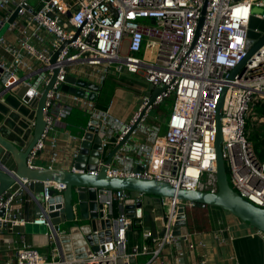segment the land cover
Wrapping results in <instances>:
<instances>
[{"label": "built area", "instance_id": "2783aa9c", "mask_svg": "<svg viewBox=\"0 0 264 264\" xmlns=\"http://www.w3.org/2000/svg\"><path fill=\"white\" fill-rule=\"evenodd\" d=\"M254 7L264 8V0H0V69L18 79L17 86L24 84L32 96H40L53 66L58 67L46 93L45 125L26 156V164L38 167L39 152L49 146V159L43 167H56L59 158L56 126L74 107L90 113L85 129L92 124L99 86L94 89L81 86L84 90L81 95L62 88L69 65L77 62L96 66L99 81L110 71L125 72L140 75L146 83L163 88L150 104L149 95L143 93L127 121L113 116L106 108V118L112 124H121L118 138L138 119L133 132L141 127L145 129L151 108L172 97L164 125L148 132L150 144L141 153L138 166L119 168L108 163L107 174L162 179L175 188L215 192V139L219 125L222 157L232 187L264 207V160L255 153L246 129L249 112L255 103L264 100V41L247 56L249 46L263 34L257 38L248 35L252 16L264 20V11H254ZM15 10L16 16L9 20ZM201 17L203 21L197 33ZM5 27L14 30V42L3 34ZM40 30L51 35L49 44L33 43V38H40ZM65 41L55 62L51 63L52 52ZM233 68L236 71L230 77ZM99 131L103 133L101 146L106 148L110 140L104 137L101 127ZM76 153L74 148L71 157ZM1 158L3 170L15 176V168ZM104 164L100 159L97 168ZM96 171L88 170L89 173ZM30 182L27 177L17 176L0 193V253L3 254L0 264H166L163 258L167 252L178 249V239L182 236L174 235L172 226L176 207L184 201L163 197L167 209L159 217L162 229L157 233L144 230L143 240L132 243L128 226L133 218L125 210L128 191L98 188L103 218H109L110 225L94 232L108 229L110 238L106 234L98 235L92 241L97 249H90L85 256L71 261L63 255L58 242L61 203L57 201L56 207L51 208L49 202L50 190L54 189L58 197L65 184L43 181L37 199L26 186ZM115 199L119 202L117 214L112 210ZM28 201L37 207L38 213L28 214L24 210ZM52 211L57 212L56 220ZM28 222L46 226L44 236L49 256L41 253L35 244L18 245L4 236L12 225ZM258 232L264 242V232ZM199 244L204 242L200 240ZM139 255L147 257L137 263ZM201 263L206 264V260L202 259ZM174 264H183V261L175 255ZM234 264L241 263L235 259Z\"/></svg>", "mask_w": 264, "mask_h": 264}, {"label": "water", "instance_id": "95a60500", "mask_svg": "<svg viewBox=\"0 0 264 264\" xmlns=\"http://www.w3.org/2000/svg\"><path fill=\"white\" fill-rule=\"evenodd\" d=\"M15 16L16 10L12 13L9 20H12ZM253 18L257 19L252 16L250 22ZM202 21L203 17L199 20L197 33L199 32ZM249 29L248 35L252 38ZM263 41L264 33L257 41L249 46L247 56ZM65 44L66 41L52 52L50 59L51 63L55 62L57 54ZM57 71L58 67L53 66V73L50 80L42 89L40 96H32V91L28 89L26 85L22 84L17 86L19 80L10 76L9 72L0 69V94L4 90H12L34 108V120L31 126V133L25 145H18L0 133V146L11 155L16 172L15 176L11 175L3 170L2 164L0 165V193L16 180L17 176L31 179L29 185L26 186L33 191L37 199L40 198L39 191L42 189L43 181L64 183L65 187L58 197L54 195V189L50 190L52 196L49 202L51 208L56 207L57 201L61 203V210L58 212L61 218L57 219L58 222H63L65 220L75 221L68 226L67 232H60L58 235L61 251L67 259L73 261L74 258L85 256L88 250L97 249L98 246L93 244L92 241L95 240L98 235L102 236L106 234L107 238H110V230L108 229H104V231L100 230L98 234L94 232L95 230L103 229L105 226L107 227L110 225V219L107 217L103 218L104 212L102 210V202L100 201L98 188L127 190L129 197L125 201L129 205L133 204V206H129L125 208V210L127 216L133 218V222L138 224H141L139 223L141 219L143 221L144 210H147L144 205L150 203L152 200L158 202L159 208L158 214L154 215L152 217L153 219L156 216H163L165 213L163 197H175L184 201V204L180 202L176 207L177 214L172 226V233L174 235H181L184 237L189 232L186 218V207L188 203L197 206H219L240 219L247 221L256 229L264 232V207L240 195L229 183L224 159L222 157V134L219 125L215 139L217 154V190L215 192L185 187L175 188L169 182L162 179L144 178L134 175L107 174L106 164L112 163L119 151L121 152L126 147L128 141L131 139L134 128L139 123V119L135 121L131 128L121 138H118L117 134L112 132L110 136L114 137L111 142L113 144L103 148L101 146L103 133L99 131L101 122L99 123L96 118H93L91 119L92 124L87 127L80 138L74 142L77 153L74 157H71V163L68 168H47L43 166L35 168L29 167L26 164V156L44 128L43 108L45 105L46 93L52 86ZM235 71L236 68H233L230 77L234 75ZM74 82L76 85H74ZM81 86L94 89L97 84L81 78L77 79L75 76L68 74L62 88L66 91L81 95L84 93ZM162 89V87L151 83L148 84V90L146 91V94L149 95L148 104L153 101L154 97L160 93ZM223 92L219 97L218 107L221 105ZM77 134H80V131H78ZM100 159H103L105 164L98 169L97 162ZM0 163H2V161H0ZM79 168L84 170L81 172L77 170ZM91 169L97 171L95 173H89L88 170ZM140 193H142L141 198L137 199ZM8 194L9 192H7V195ZM36 213H38L37 207ZM56 213L55 211L51 212L54 220H56ZM133 222L129 224V229L133 227ZM31 224L34 227L32 230L28 228V223H26L12 225L8 228V231L28 234L40 232L39 225L35 223ZM160 228L162 229V227Z\"/></svg>", "mask_w": 264, "mask_h": 264}, {"label": "crops", "instance_id": "0c3cea01", "mask_svg": "<svg viewBox=\"0 0 264 264\" xmlns=\"http://www.w3.org/2000/svg\"><path fill=\"white\" fill-rule=\"evenodd\" d=\"M2 32L9 41H15L14 30H7L5 27ZM39 34L40 38H33V43L37 46L49 44L51 35L43 30H40ZM68 74L75 76L77 79L81 78L88 82H94L99 86L92 115L99 123L101 122L100 127L105 132L104 137L110 140L108 147L111 146L114 137H111L110 134L112 132L117 134L122 127L120 123L112 124L108 116L106 118L104 115L106 108H109L113 116L122 121H127L137 108L142 94L148 90V83L140 75H132L125 72L119 74L114 71H110L103 81H99L98 68L96 66L77 62L69 65ZM107 79L111 82L112 89L110 94L103 95V87ZM73 109L83 112V114H88L85 123L81 126L79 125L78 131H80V134L74 133L68 127L69 120L67 118L73 113ZM73 109L71 114L62 119L56 126L55 134L59 150V158L55 164L56 167L68 168L70 166L71 153L75 148L74 142L80 138L90 119V113L78 107H74ZM151 110L145 121V129L141 127L132 133L126 147L114 157L111 163L113 167H130L134 169L138 166L141 153L150 144L148 132H151L158 125L161 127L165 121V117H163L161 111L152 116ZM33 120V107L12 90L1 92L0 133L4 137L18 145H25L31 133ZM0 152H2L0 155H3L0 158L3 161L4 158L5 161L11 160L13 165L10 166L14 167L15 164L11 155L8 152H4L1 146ZM49 155L50 147L47 146L39 152L36 164L38 166H46ZM125 206L129 207L130 205L125 204ZM144 207L147 209L144 210L147 217L144 214V219L139 224L140 228L132 227L128 230L132 243L143 240L142 233L144 230L151 229L157 233L161 227L159 217L152 218L159 212L158 202L152 200L150 203L144 205ZM218 207L215 205H187L186 218L189 232L186 236L178 239L177 250L167 252V256L163 258L166 264H174L175 255L181 258L183 264H202V259L206 260V264H234L235 259L239 260L241 264H264V242L258 230L247 221ZM24 210L28 214H35L36 212L35 206L29 201L26 203ZM198 212L206 213L205 222H196L195 214ZM198 223L201 227H199ZM41 225L40 232L28 234L6 230L4 236L14 240L18 245H21L23 242H30L39 247V249L46 248L44 236L46 226ZM67 231L68 229L61 230V232ZM200 240L204 242L203 245L199 244ZM43 254L49 256L47 253ZM0 255L2 256L3 254L0 253ZM4 257H6L5 254ZM146 257L147 255H139L136 258L137 263L143 262Z\"/></svg>", "mask_w": 264, "mask_h": 264}, {"label": "rangeland", "instance_id": "374dc122", "mask_svg": "<svg viewBox=\"0 0 264 264\" xmlns=\"http://www.w3.org/2000/svg\"><path fill=\"white\" fill-rule=\"evenodd\" d=\"M34 1V0H31ZM254 11H264V8L262 7H254L253 8ZM254 28H257L258 31H254ZM250 36L252 38H257L259 37L262 33H264V20L261 19H255L253 18L250 22ZM103 95H108L111 92L112 86H111V82L107 79L105 81L104 87H103ZM172 104V97H168L166 98L160 105L155 106L152 110H151V115H155L157 114L158 111H161L163 113V117L167 118L169 112H170V107ZM252 112V111H251ZM251 112H249L251 118H250V127L249 130L250 131H258L261 130L264 127V119H261L259 116H257L255 113H253L251 115ZM249 116V115H248ZM88 117V114H83V112L77 111L76 109H73V113L67 118V120H69V128L74 132L77 133V131L79 130V125L81 126L82 124L85 123L86 119ZM164 125V124H163ZM259 158L264 160V156H260ZM5 161V158H4ZM8 165H13L11 160H6L5 161ZM228 180H229V175H228ZM229 183L231 184V182L229 181ZM232 185V184H231ZM164 209H167V205L164 206ZM145 217H147L146 212L144 211ZM146 220V218H145ZM75 221H70V220H65L63 222H61V226H60V230L62 229H68V226L73 223ZM39 225V224H37ZM28 228L29 229H33V225L28 222ZM37 227V226H35ZM42 225L39 226V228H41ZM39 249V247H38ZM39 251L41 253H47L50 254V250L48 249V247L46 246V248H41L39 249Z\"/></svg>", "mask_w": 264, "mask_h": 264}, {"label": "trees", "instance_id": "16d2710c", "mask_svg": "<svg viewBox=\"0 0 264 264\" xmlns=\"http://www.w3.org/2000/svg\"><path fill=\"white\" fill-rule=\"evenodd\" d=\"M253 113H255L257 116H259L261 119H264V100H261V101L254 104V106L252 108L251 115ZM248 115L249 116H247V118H246V129L249 131V137L253 141L255 153L257 154V156L259 158V155L264 156V127L258 131H250L249 127L251 124V122H250L251 116H250V114H248ZM225 168H226L227 175H229V170H228L227 166ZM118 208H119V202L117 199H115L112 203V210H113L114 214L118 213ZM218 208H220V207H218ZM195 217H196V222L197 221L205 222L206 213L198 212L197 214H195ZM133 223H134L133 227H135L137 229L140 228V225L138 223H135V222H133ZM198 225H199V223H198ZM199 227H201V225H199Z\"/></svg>", "mask_w": 264, "mask_h": 264}]
</instances>
